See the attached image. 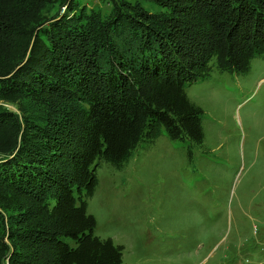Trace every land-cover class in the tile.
<instances>
[{
  "label": "trees",
  "instance_id": "16d2710c",
  "mask_svg": "<svg viewBox=\"0 0 264 264\" xmlns=\"http://www.w3.org/2000/svg\"><path fill=\"white\" fill-rule=\"evenodd\" d=\"M67 1L0 0V102L18 111L0 105V264H122L87 212L96 162L121 168L162 129L201 145L185 88L264 56V0Z\"/></svg>",
  "mask_w": 264,
  "mask_h": 264
},
{
  "label": "rangeland",
  "instance_id": "374dc122",
  "mask_svg": "<svg viewBox=\"0 0 264 264\" xmlns=\"http://www.w3.org/2000/svg\"><path fill=\"white\" fill-rule=\"evenodd\" d=\"M74 2L77 13L111 8V0ZM209 65L204 80L185 88L203 112L201 145L162 129L121 168L96 162L87 212L95 236L123 247L122 264H264V56L239 74Z\"/></svg>",
  "mask_w": 264,
  "mask_h": 264
}]
</instances>
